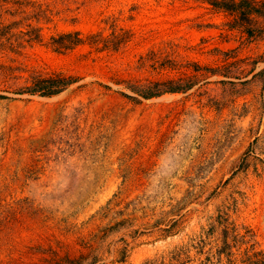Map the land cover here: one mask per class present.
Segmentation results:
<instances>
[{
	"label": "rangeland",
	"instance_id": "rangeland-1",
	"mask_svg": "<svg viewBox=\"0 0 264 264\" xmlns=\"http://www.w3.org/2000/svg\"><path fill=\"white\" fill-rule=\"evenodd\" d=\"M248 1L261 15L0 0V264H264V0ZM69 32L82 43L56 51ZM34 74L72 83L17 92Z\"/></svg>",
	"mask_w": 264,
	"mask_h": 264
},
{
	"label": "trees",
	"instance_id": "trees-1",
	"mask_svg": "<svg viewBox=\"0 0 264 264\" xmlns=\"http://www.w3.org/2000/svg\"><path fill=\"white\" fill-rule=\"evenodd\" d=\"M209 3L218 9L237 12L241 20L247 19L252 14L261 15V8L256 7L254 3L248 0H208ZM82 43V39L78 32H69L59 35L57 38H52V44L56 51L69 50ZM29 86H25L17 92H25L30 94H39L40 96H52L60 93L69 84L72 79L61 77L59 75H50L43 77L42 75L34 74L31 78ZM176 88H169L167 92H175ZM159 92H149L148 97L156 96ZM160 94V93H159ZM0 98L3 96L0 95Z\"/></svg>",
	"mask_w": 264,
	"mask_h": 264
}]
</instances>
